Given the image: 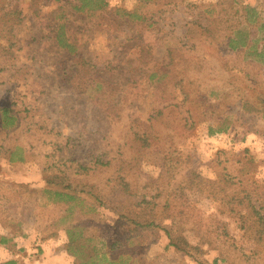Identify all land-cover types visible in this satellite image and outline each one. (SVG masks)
I'll return each instance as SVG.
<instances>
[{"label":"rangeland","instance_id":"obj_1","mask_svg":"<svg viewBox=\"0 0 264 264\" xmlns=\"http://www.w3.org/2000/svg\"><path fill=\"white\" fill-rule=\"evenodd\" d=\"M107 2L0 0V264H75L71 227L118 264H264V241L242 240L208 188L255 177L264 211V33L242 17L250 6L264 20V0ZM222 12L245 48L225 47ZM139 54L148 70L126 85L119 67ZM50 170L96 186L109 207L52 201ZM138 209L157 227L130 240L123 217Z\"/></svg>","mask_w":264,"mask_h":264},{"label":"trees","instance_id":"obj_2","mask_svg":"<svg viewBox=\"0 0 264 264\" xmlns=\"http://www.w3.org/2000/svg\"><path fill=\"white\" fill-rule=\"evenodd\" d=\"M81 3L80 10H101L108 6L107 0H79ZM143 2V0H140ZM151 3L155 0H144ZM234 3V1H233ZM147 4H144L147 6ZM138 20L141 19L137 14H133ZM131 16V17H132ZM250 22V25H256L259 28L260 33H264V20L259 17L255 9L251 7H245V15L242 16ZM227 18V17H226ZM229 18L225 20V14H220L219 25L226 26V30L229 33L224 37L225 47L232 51H238L247 46V38L244 32L239 27L230 26ZM204 35H211L210 29H203ZM195 31L191 29L188 31L190 37H194ZM60 45H64L59 40ZM144 51H141L143 53ZM148 63L145 62V56L139 54L138 57L134 58L127 65H120V70L125 71L129 76L126 77V85L134 84L138 85L143 80V74L145 70H148ZM146 73V72H145ZM115 82V81H112ZM261 104L264 106V96L260 98ZM5 116L11 113L10 109L2 110ZM10 161L14 162V158L19 156L18 153L12 152L10 154ZM20 159L23 160L22 155ZM80 173L88 172L89 169L82 166L78 167ZM45 187L42 191L43 194L47 195L54 202H66L67 204H79L80 202H91L92 205L97 207H109L108 203L102 197L99 189L91 185L88 182L79 180L71 175L64 172H56L50 170L44 175ZM210 197L219 204L221 215L230 220V226L233 224L236 233L240 234L242 240L247 244L254 247H258L264 241V211L262 204H258L260 201V194L258 191L262 188L259 186L255 177H252L245 183L242 180L238 182L235 178L228 177L225 174L219 175L217 180L211 181L208 184ZM258 204V205H257ZM147 209H138L131 216H124L125 223L131 227L128 239L133 240L136 238V234L142 231H147L156 228L155 217L152 214L147 213ZM149 217L150 219H147ZM154 219V220H153ZM69 229V244L67 246V252L74 259L75 264H118L108 259L107 254H102V259L98 256L99 251L93 249L90 243L93 241V236L89 230L83 227H71ZM223 237L231 238V231L229 228V222L224 224ZM92 236L90 238H87ZM7 241L2 240V244H6ZM121 244L113 243L107 246L109 252L114 253L119 250ZM176 248L184 249L186 251L189 247L188 242L182 237L176 238ZM3 264H17L16 262H8ZM124 264V263H123Z\"/></svg>","mask_w":264,"mask_h":264}]
</instances>
